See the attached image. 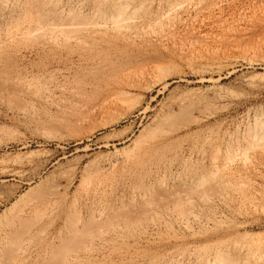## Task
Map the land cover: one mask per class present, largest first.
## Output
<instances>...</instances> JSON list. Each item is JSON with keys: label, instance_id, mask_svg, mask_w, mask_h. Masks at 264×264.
<instances>
[{"label": "rangeland", "instance_id": "rangeland-1", "mask_svg": "<svg viewBox=\"0 0 264 264\" xmlns=\"http://www.w3.org/2000/svg\"><path fill=\"white\" fill-rule=\"evenodd\" d=\"M0 216V264H264V0H0Z\"/></svg>", "mask_w": 264, "mask_h": 264}, {"label": "bare ground", "instance_id": "bare-ground-1", "mask_svg": "<svg viewBox=\"0 0 264 264\" xmlns=\"http://www.w3.org/2000/svg\"><path fill=\"white\" fill-rule=\"evenodd\" d=\"M86 173H87V171H86ZM85 173V174H86ZM76 179H77V172H74V174L70 177V180H69V188L70 187H72L74 184H75V182H76ZM68 190V189H67ZM34 191V190H33ZM30 192H32V191H30ZM29 192V193H30ZM39 192V191H38ZM43 192V191H42ZM29 193H27V194H25V195H23L22 197H21V199H23V198H25V197H27V195L29 194ZM42 194V193H41ZM46 194V193H45ZM31 195V194H30ZM40 194H36V199H37V197L39 196ZM40 196H42V195H40ZM32 197H34L33 199L35 200V196H32ZM43 197V196H42ZM28 198V197H27ZM39 198V197H38ZM20 199V200H21ZM29 199V198H28ZM30 199H32V198H30ZM29 199V200H30ZM33 199H32V201H33ZM19 200V201H20ZM23 201V200H22ZM27 201V200H26ZM26 201L24 200V202L26 203ZM28 202V201H27ZM31 201H29V203H30ZM16 203V202H15ZM17 204V203H16ZM26 205V204H25ZM42 206H44V204H43V202L42 201H36V202H32V204H30V205H27V207H29V209H39L40 207H42ZM23 208H24V206H23ZM24 212V211H23ZM1 217V216H0ZM2 218V217H1ZM21 221V220H20ZM26 221V220H25ZM18 222V221H17ZM22 223H23V221H22ZM25 223V222H24ZM23 223V224H24ZM15 224V223H14ZM11 225H13V224H11ZM20 225V224H19ZM13 226H15V225H13ZM24 226V225H23ZM35 226V225H34ZM33 226V227H34ZM21 227V226H20ZM30 229L31 228H29V229H27V231H30ZM26 232V231H25ZM19 234V233H18ZM17 234V235H18ZM23 234H27V232L26 233H23ZM10 235V234H9ZM13 235H16V233L14 234L13 233ZM35 235V234H34ZM19 236H20V234H19ZM18 236V237H19ZM16 237V236H15ZM30 239H31V237H30ZM27 240V239H26Z\"/></svg>", "mask_w": 264, "mask_h": 264}]
</instances>
